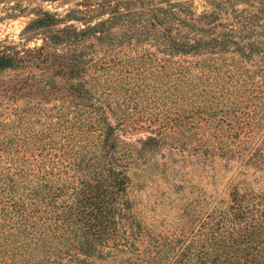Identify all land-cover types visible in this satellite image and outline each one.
I'll list each match as a JSON object with an SVG mask.
<instances>
[{
	"label": "trees",
	"instance_id": "1",
	"mask_svg": "<svg viewBox=\"0 0 264 264\" xmlns=\"http://www.w3.org/2000/svg\"><path fill=\"white\" fill-rule=\"evenodd\" d=\"M97 6L90 10L103 14L109 6L112 14L93 23L87 20L83 27L51 29L60 19L56 13L44 11L36 16L32 22L51 32L43 44L32 49L34 54L0 49V70L23 67L24 72L20 85L7 84L4 91L10 89V96L16 97L25 88L24 92L37 96L34 101L25 98L24 104L10 111L20 120L18 124L7 130L0 126V264H264V180L258 178L253 187L245 178L234 177L226 195L212 208H203L196 197L186 203L176 224H162L147 211L152 208L139 206L129 196L127 168L136 157L132 149L119 145L124 142L122 132L137 128L135 123L142 118L156 122L152 130L160 136L174 126L163 108L134 117L126 107L120 109L118 101L128 87L119 74L148 69L151 75L156 68H147L146 62H151L147 58L152 55L165 70L176 61L173 56L177 53L197 54L199 46L226 44L225 39L199 35L203 25L191 19L186 29L175 25L173 33L169 25L163 28V35L154 37L156 48L166 51L165 57L146 50L122 59V53L112 47L114 36L109 28L118 18L130 15L122 23L124 30L138 29L128 1ZM153 16L160 18L159 23L165 20L164 14ZM86 36L96 38L86 43L88 47L95 43L105 46L102 53L76 49ZM240 38L234 42L238 44ZM60 43L68 45L66 50L53 45ZM243 47L239 45L247 61L254 53L258 60L264 58V37H248L246 49ZM115 65L121 67L117 70ZM105 67L118 71V79L110 85L90 75ZM250 68L201 67L193 83L200 88L191 93L188 84L193 78L175 77L183 84L172 118L213 120L219 114L218 122L241 115L232 120L235 126L226 137L232 136V144L242 146L226 150L218 146L219 154L222 157L231 151L225 157L228 161L247 148L240 163L252 165L264 175V65ZM87 71L90 77H85ZM185 71L166 72L184 76ZM50 96L61 106L54 113L44 112L40 119L42 101ZM51 115L54 121L48 119ZM232 122L227 120L228 128ZM8 123L0 119V124ZM159 138L148 135L142 142ZM243 141H249V146ZM202 144V152L210 154L209 145L219 142Z\"/></svg>",
	"mask_w": 264,
	"mask_h": 264
},
{
	"label": "rangeland",
	"instance_id": "2",
	"mask_svg": "<svg viewBox=\"0 0 264 264\" xmlns=\"http://www.w3.org/2000/svg\"><path fill=\"white\" fill-rule=\"evenodd\" d=\"M127 1L129 9L132 10L129 14H133L131 16L136 19L138 29L124 30L122 23L130 15L123 16L121 20L118 18L109 28L114 36L112 47L114 51H118L117 53H122V59L146 50L157 51V56L165 57L166 51L156 48L154 37L163 35L165 26L172 25L173 33L177 30L175 25L180 29H186L188 27L186 23L191 19H195L200 25H203V34H200L199 30V35L207 38L216 37V41L224 38L226 41V44L199 46L197 54H193V52L177 53L173 56L176 61L169 63L171 66H167L165 70L159 66L161 62L156 60L157 57L152 55L151 58H147L151 62H146L147 68H156L151 75H149L148 69L143 71L144 73L137 71L134 74L135 70L132 69L130 72L123 71L119 74L121 78L125 79L123 85L128 87L126 92L124 89L120 91L121 93L125 92L118 101L121 105L120 109L126 107L127 112L131 111L130 117H134L163 108L164 110H161L168 112V118L174 125L160 136L152 130L157 126V123H150L142 118L135 123L137 128H128L122 132L121 137L124 142H119V145H124L130 151L132 149L136 157L128 163L127 168L131 178L129 196L139 206L147 209L152 208L147 211L151 214L154 213L157 220L162 221V224L164 222L176 224L179 213L185 208L188 201L199 197L201 201L199 204L203 208H212L218 198L226 195L229 181L234 177L237 180L245 178L244 181L249 182L253 187H257L258 178L264 180L262 171L256 170L252 165L246 166L240 163L242 154L247 151V148L241 155H238V152L234 153L235 155L230 156L228 161L225 160V157L231 151H226L222 157L219 154L221 152L218 146L224 147L223 150L242 146L233 145L234 138L232 136L226 137V134L232 132V127L235 126V122L232 120L241 118V115L239 117L227 116L218 122L219 114L213 120H210L211 118L202 120L195 117L189 121V118L185 119L181 116L172 118L176 116L173 110L180 102L177 100L181 97L180 88L183 84L180 79L175 77L180 76L183 79L192 77L193 81L188 84L189 93H191L200 88L199 84L196 86L193 83L197 82L195 73L201 67H218L220 69L252 67L250 69H253L257 65H264V58L258 60L257 53H254L247 61L241 56L242 50L239 49V45L242 46V44L246 49L248 37L250 39L259 37V35L264 37V0H0V49L34 54L32 49L43 44L51 32L50 28H42L32 22L44 11L56 13L55 16L60 18L55 25H51V29L64 25L83 27L87 20H89L88 23H93L112 14L109 6L105 8L106 12L103 14L99 13L103 11H91L90 9L98 7V3L122 5ZM153 13L159 16L164 14L165 20L159 23L160 18H155ZM150 21L154 23H150ZM144 23L146 27L142 25ZM120 35L122 41L118 40ZM241 36L242 38H240ZM92 38L86 36L84 41L78 43L76 49H91L94 52H89L95 53V55L102 53L104 45L98 43L91 47L86 45ZM239 38L240 42L235 43L234 40ZM53 45L60 51H64L68 47L66 43ZM47 49L51 52L50 47ZM163 62L168 64L167 61ZM41 64L43 65L42 62ZM115 66L117 67L114 69L117 70L121 67L120 65ZM22 68L0 70V119L10 122L6 125L0 124L4 128L19 123L20 120L16 115L10 112L15 106L24 104L25 98L33 101L37 99V96H30L24 92L25 88L18 90L17 95L19 96L16 97L10 96L12 93L10 89L7 92L4 91L7 84H19L24 73ZM34 68L38 69L39 67ZM178 68L186 70L184 76L166 72ZM114 69L105 67L93 74L87 71L85 77L94 75L96 81H104L110 85L113 80L118 79L116 77L118 71L113 72ZM174 80L176 84H171ZM169 84L171 85L169 86ZM32 92L34 91L30 93ZM188 98L186 97L183 101ZM42 102L44 106H40L42 111L37 115L40 116V119L44 118V112L54 113L57 106H61L59 105L60 101L54 100L52 96ZM169 104L172 107L166 108ZM120 109L117 108V111ZM48 119L54 121L55 118L51 115L48 116ZM227 120L232 122L229 124V128ZM21 121H25V119L22 118ZM216 133L217 136L214 137ZM148 135L160 138L142 142ZM213 140H217L219 145L210 146L209 143ZM238 140L241 141V137ZM203 142L209 145L210 154L202 152ZM243 143L246 147L250 144L249 141H243ZM141 145L144 147L139 150Z\"/></svg>",
	"mask_w": 264,
	"mask_h": 264
}]
</instances>
